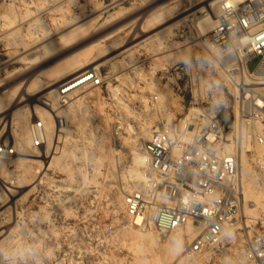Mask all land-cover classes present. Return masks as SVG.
I'll return each instance as SVG.
<instances>
[{"label":"rangeland","instance_id":"374dc122","mask_svg":"<svg viewBox=\"0 0 264 264\" xmlns=\"http://www.w3.org/2000/svg\"><path fill=\"white\" fill-rule=\"evenodd\" d=\"M220 4L0 0V143L19 149L0 161V264H246L244 241L264 229L258 184L245 186L241 226L215 254L187 256L200 233L193 226L163 235L127 214V198L146 187L141 148L154 131L180 133L189 123L197 132L212 111L227 122L230 114L240 134L233 75L197 27L202 9L214 16ZM86 70L100 73L103 87L61 104V86ZM34 120L44 121L48 137L38 150ZM259 150L246 136L244 174Z\"/></svg>","mask_w":264,"mask_h":264},{"label":"built area","instance_id":"2783aa9c","mask_svg":"<svg viewBox=\"0 0 264 264\" xmlns=\"http://www.w3.org/2000/svg\"><path fill=\"white\" fill-rule=\"evenodd\" d=\"M216 17L217 24L201 40L227 67L228 76L231 72L239 76L234 99L240 134L229 123L230 114L227 122L212 111L197 132L189 131V123L180 133L164 126L141 148L148 167L145 189L127 198L129 218L136 224L139 219L141 223L148 220L159 234L180 232L189 225L199 227L200 233L185 249L189 257L219 252L229 232L241 226L245 186L255 183L264 189V95L245 88H264V0L221 3ZM103 85L100 73L86 70L61 86L58 101L66 105L87 87ZM252 93L254 97H248ZM29 134L33 148L47 146L44 121L31 123ZM251 135L260 150L252 156L250 173L244 174V141ZM18 152L15 145L0 143V159L12 160ZM242 254L246 264H264V229L244 241Z\"/></svg>","mask_w":264,"mask_h":264},{"label":"bare ground","instance_id":"6f19581e","mask_svg":"<svg viewBox=\"0 0 264 264\" xmlns=\"http://www.w3.org/2000/svg\"><path fill=\"white\" fill-rule=\"evenodd\" d=\"M232 1H234V2H239V1H242V0H206V3L208 4V8H214L217 4H219V3H224V2H232ZM201 12H203L204 13V17L203 18H201L198 22H197V27H198V29H199V31L201 32V34L202 35H205V34H208L214 27H215V25L217 24V17H216V15H211V14H209V13H206V10L205 9H202V11ZM81 69H83V68H81ZM79 69H77V70H74L73 72H71V73H69L68 75H65L63 78H61L60 80H58L59 82H61V81H63L64 79H66L67 77H70L71 75H74L75 73H77V71H78ZM233 75V76H232ZM231 78H232V81L235 83V84H237V81L239 80V76L236 74V72H231ZM79 80V78H77L76 80H74V82H76V81H78ZM73 82V83H74ZM75 86H78V84L77 85H75ZM248 97H251V98H253L254 97V94H250V96H248ZM257 102L259 103V104H262V99L261 98H258L257 97ZM42 103L44 104V105H49V103L47 102V101H42ZM204 120V123H207V119H203ZM35 122V120L33 121V122H31V123H34ZM188 124L187 123H184L183 124V126L184 127H186ZM154 132H158L157 130L156 131H154ZM0 161H1V159H0ZM141 161H142V163L143 164H147V158H144V157H141ZM245 172H247V171H245ZM249 173H250V171H249ZM249 207L251 208V209H254L255 207H256V204L255 203H250L249 204ZM137 223L138 224H140L141 223V220L139 219V220H137ZM191 226V225H190ZM191 228H195V229H198L199 230V232H200V228L199 227H196V226H193V227H191ZM187 234L188 235H191L192 234V232H190V231H188L187 232ZM184 238H185V235L184 234H182V235H180V237H179V240L180 241H182V240H184Z\"/></svg>","mask_w":264,"mask_h":264}]
</instances>
